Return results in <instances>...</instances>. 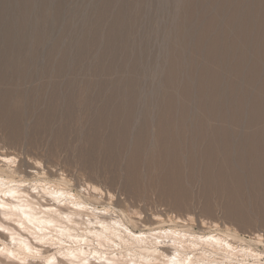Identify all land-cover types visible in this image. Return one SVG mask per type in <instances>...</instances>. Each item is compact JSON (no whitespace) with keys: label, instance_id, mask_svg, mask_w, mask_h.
<instances>
[{"label":"bare ground","instance_id":"6f19581e","mask_svg":"<svg viewBox=\"0 0 264 264\" xmlns=\"http://www.w3.org/2000/svg\"><path fill=\"white\" fill-rule=\"evenodd\" d=\"M23 1V8L18 10V7L17 10L25 18L27 4L31 0ZM192 1L190 2L193 3ZM213 1L217 11L211 17L203 18L205 23H201L204 26L199 22L202 32L201 29L198 30L200 27H196L195 31L192 26L184 24V29L180 27L183 31L177 35L186 38V35L193 34L190 35L192 39L196 35V39L191 41L202 51V55L207 53L209 65L196 72L199 76L194 77L195 79L190 71L185 70L186 75L178 83L177 78L186 62L183 50L191 43L189 39L188 42L183 37L178 38L175 41L178 50L172 56L174 58L170 59L166 76L167 93L154 107L139 110L137 104L140 100L137 98L133 79L127 80L123 88L117 82L114 91L111 87L113 83L104 82V78L98 85L87 79L95 87L85 82L82 88V82H79V86L77 78L68 80L67 76L77 68L71 69L70 64L66 63V57L69 59L71 56V53L66 56V48L65 53L63 50L58 52L64 53L61 62L53 61L50 65L38 66L35 60L37 49L32 47L28 33L22 28L18 29L20 27L12 16L14 12L10 7V0H0V127L5 129L3 133L8 129L12 141L15 139L16 142L24 131L22 117L30 111V105L34 107L40 101L47 102L48 107H45L49 109L47 114L42 113L39 127L43 123L41 121L52 119L51 117L55 119L60 107L65 110L62 112V118L65 119L64 132L75 121L79 123L85 120L86 126L91 120L90 125L88 124L91 131L88 132V128L85 137L92 147V150L87 148L89 153L107 152L110 161L102 160L107 161L113 170L122 171L120 173L126 179V185L122 183L126 190L119 192L127 196V203L130 199H136L144 201L146 205L145 208H139L132 200L127 205L121 203L117 191L106 186L108 189H105L103 184L96 181L98 179L84 180L82 176L83 186L80 190H75L69 185L72 183L71 179L64 172L57 180H51L49 174H42L33 167L27 172L23 169L24 164L13 156L15 153L11 155L6 152L10 147L4 150L0 146V264H264L262 234L255 232V238H247L248 235H244L242 229L230 226L227 221L221 223V220L204 213L200 214L199 227V219L191 212L190 207L192 191L197 186L198 192L206 197H223L226 201L225 213L230 217L245 215L247 203L243 201L244 198L241 200L242 196L257 201L258 211L264 213V0ZM197 4L200 7V3ZM31 15L32 13L30 17ZM206 22L209 23L205 27ZM23 23L25 28V21ZM118 27L115 24L113 28V37L116 39L121 31V25L119 29ZM219 27L221 31L215 35ZM230 28L236 33L233 38L228 33ZM212 29L215 32L211 33ZM35 37L40 42L45 35L38 32ZM79 41L81 44V40ZM76 43L78 46V41ZM252 47H258L255 58L248 55ZM173 52L174 50L171 53ZM100 65L105 64L98 63ZM223 70L233 72L235 77L226 79ZM71 74L75 75L76 72ZM38 79H42L43 85H37V88L32 86V93H27L28 86L33 83L35 85L36 80L38 83ZM64 83L71 87L67 92L65 87V92L62 90ZM194 85L199 97L197 100L194 97L196 93L193 94ZM77 89L80 90V95ZM179 90H182L180 94L177 92ZM82 95L88 96L80 100ZM125 96L128 97L127 100H124ZM96 99L101 101V106L91 116ZM192 101L196 102V110L190 104ZM78 107L81 108L80 111ZM196 112L200 116L195 115ZM31 114L33 116V112ZM212 121L215 122L214 125H211ZM55 123L57 125L58 121ZM75 125L76 123L73 126ZM85 129L81 130L85 132ZM4 137L1 139L4 140ZM199 142H202L203 147H199ZM85 146L81 151H84ZM105 163L103 164L107 166ZM35 165L37 167L41 162L36 160ZM117 176L119 178V174ZM195 195L193 196L196 197ZM160 206L164 209H159ZM184 209L188 211L185 212Z\"/></svg>","mask_w":264,"mask_h":264},{"label":"rangeland","instance_id":"374dc122","mask_svg":"<svg viewBox=\"0 0 264 264\" xmlns=\"http://www.w3.org/2000/svg\"><path fill=\"white\" fill-rule=\"evenodd\" d=\"M48 1L49 0H46V1L45 0H38V1L37 0H31L30 3L27 4L28 5V7H27L28 8V10H27L28 12L26 14L27 18L26 17L24 18V14L19 13V11H18L21 8H23V2L24 1L23 0H10V7L12 8V12H14V15H12V16L16 18V20H17L16 23H17L18 27H20L18 29L22 28L21 30H25L24 32L26 34L28 33L27 35L31 38L32 47H36V49H37L36 50L37 52H35V53H37L35 60L38 62L37 63L38 66L47 65V64L50 65V64L53 63V61L61 62L62 59L64 58V56H63L64 53H65L64 51H66V49H67V52H66L67 55L66 56H69L68 54L71 53L70 55L74 56V57L69 56L68 57L69 59H67V57H66V63H68V65L70 64L71 69L72 68H74V69L77 68V70L79 71V72L77 70L71 71V73L75 74V72H76V74L73 75V74L70 73L71 78H70V76L69 77L67 76L68 80L72 79V77L75 80L77 78L76 82H77V84H79V86H80V83L82 82V84H81V88H82V86H85V84L87 82L92 87H95L94 84H96V83H97L96 85H98V83L101 84L104 81V79H105L104 82L107 81L109 84L113 83V85H111V87H112V91H114L115 90L114 87L117 85V82L120 84L119 87L123 88V85L125 84V82L127 80L133 79L136 95H137L138 100H140V101H138V104H137V108L139 110L149 109V108H152V106L154 107L156 102H158L160 99L162 100L163 96L165 95V93H167L168 89L166 87H168V85H167V82H166V76H167L168 68H170L169 64H171V60H172V58H174L172 56H175V51L177 49L175 41H177L178 38H182V37L185 38L184 36H182V37L181 36L180 37L177 36L178 34H180V31L181 32L183 31V30L180 29V27H182V29H184L185 25L187 27L188 26H190V27L192 26V29H194V30L196 29V27L197 28L200 27L198 29V30H200L201 26H199V22H200V24L205 23V21L203 22V18L206 19L208 17H211L212 14H215L214 12L217 11V9H214V8H217V7L215 6V3H213L214 2L213 0H211V2H210V0H200V1L199 0H196V1L193 0L192 1L193 3L190 2L191 0H113V1L112 0H110V1L109 0L108 1L107 0H50V3ZM194 2L196 4H194ZM197 3H200L199 4L200 7L198 6ZM201 4H203L205 6L202 7ZM34 5H35V7H34ZM40 5H41V7H40ZM194 5L197 6L196 7L197 9L198 8L199 9L197 10L196 8H194L195 7ZM98 6H100V7H98ZM18 7H19V9H18ZM44 8H46V9H44ZM203 8H204V10H203ZM129 9H130V11H129ZM127 11H129V12H127ZM196 11H198V12H196ZM30 12L32 13L31 17H30V14H31ZM15 14H17V15H15ZM43 14H45V15H43ZM17 16H18V18H17ZM38 16H39V18H38ZM41 17H43L42 18L43 20L41 19ZM53 17L56 18V19H54ZM103 18H104V20H103ZM23 19H26V20H28L30 22L27 23L26 20H23ZM39 19H40V21L41 20L42 21L40 22ZM44 19L46 20V22H43V21H45ZM20 20H23V21H20ZM24 21H25V28L22 26V25H24V23H23ZM35 21H37V22H35ZM104 21H105V23H104ZM195 21H197V22H195ZM201 22H203V23H201ZM35 23L37 25H35ZM39 23H40V25H39ZM208 23L209 22H206L205 27L207 26ZM31 24H32V26H31ZM95 24L97 26H95ZM115 24L119 25V27L121 25L120 29L118 27V29L121 30V31L118 32L120 35H119V38L117 36V39L115 37H113V28H114ZM27 25H28V28H27ZM122 25H124V26H122ZM37 26H38V28H37ZM42 26H44V27L42 28ZM202 26H204V24ZM45 28H46V30H45ZM33 30L36 33L33 34V32H34ZM89 30H90V32H89ZM217 30L218 31L215 32V30L212 29V31H210V32L211 33L215 32V35H218V32L221 31V28L219 27V29H217ZM37 31L41 32L42 35H45V37H43V39H42V40H44L43 42H41L42 40L41 41L39 40L40 42H38V40L36 39L35 36L38 33ZM177 32H179V33H177ZM201 32H202V29H201ZM162 33H164V34H162ZM228 33H229V35L231 34V36H230L231 38H233V36H235V34H236L231 28H230V30L228 29ZM88 34H89V36H88ZM109 35H111L112 37H110ZM190 35H193V34H190ZM190 35H186V38H185L186 40L189 39L191 43L187 44V46H185L184 50H183L186 62L184 63L185 66L184 65L182 66L181 73H179V77L177 78L178 79L177 80L178 83L181 81L180 79L184 78V76L186 75L184 73H186V71L187 72L190 71L192 73V75H193V78L194 77H198L199 75L196 72L201 71L204 68V66L209 65V64H207V60H206L207 59L206 58L207 53L202 55L203 54L202 51L197 46H195L194 43H192L194 41V39H196L195 38L196 35L193 36L194 37L193 39H192V36L190 37ZM213 35H208V36L211 37ZM76 36H77V38H76ZM187 36L189 38H187ZM32 37L33 38L35 37V38L32 39ZM94 37H95V39H94ZM100 37H101V39H100ZM108 37H110V38L108 39ZM139 37H141V38H139ZM44 38L47 39V40H45ZM90 38H92V39H90ZM74 39H75V41H73ZM107 39H108V41H107ZM79 40H81V44H80ZM151 40H153V41H151ZM189 40H188V42H189ZM191 40H193V41H191ZM33 41L35 42L34 44H33ZM77 41H78V46L76 45ZM82 41H84L85 45L82 43ZM37 42H38V44H37ZM114 42H116V43H114ZM160 42H162V43H160ZM120 43H122V44H120ZM58 44H59V46H58ZM82 44H83V46H82ZM109 45H111V46L109 47ZM54 46H56L57 48L59 47L58 49H60V51L57 50V48H55ZM80 46H81V48H80ZM53 47H54V51H53ZM105 47H106V49H105ZM86 48L88 50H86ZM257 48L258 47H256V48L252 47V49H250L248 51L249 52L248 55L251 54V56L254 57ZM113 50H114V52H113ZM173 50H174V52L171 53ZM61 51L64 52V53H62L63 55L58 53V52L61 53ZM108 52H111V53H108ZM106 53H107V55H106ZM61 55H62V57H60ZM76 55L77 56L79 55L77 57L79 59L76 58ZM147 55H148V57H147ZM103 56H105V57H103ZM70 57L72 58L73 62H72V60H70L71 59ZM73 58H75L76 60L73 59ZM58 59L60 61H58ZM99 60L101 61V63H100ZM263 60H264V58H263ZM74 61H76V63ZM102 61H103V63H102ZM147 61H149V62H147ZM98 63L99 64H105V65L98 66ZM112 64H115L117 67L115 65H112ZM232 64L233 63H231V65ZM126 67H127V69H126ZM157 67H158V69H157ZM98 68H100V70H98ZM95 69H97L96 73H94ZM107 69H109V72H107L108 71ZM115 70H117L118 72L115 71ZM127 70H128V73H127ZM98 71L100 73H102V72L103 73L100 74ZM97 72H98V74H97ZM223 72H224V75H225L226 79H228V78L229 79H233L235 77V74L233 72H228L226 70H223ZM104 73H105V75H104ZM131 74H132V76H130ZM102 75H104V77ZM106 76H108V78L111 77L110 80H107L108 78H106ZM96 78L97 79L99 78V81ZM87 79H89L90 81L92 80V82L94 84H91L92 82H89V80H87ZM120 79H121V81H120ZM38 80H40V79H38ZM137 80H139V81H137ZM36 81H35V85L33 83L32 85L28 86L27 93H32L31 90L34 87L37 88V85H40V86L43 85V82H41L42 79L40 81H38V83ZM109 81H111V82H109ZM135 84H137L138 87ZM32 86H34V87H32ZM64 87L66 88L65 91L67 92V90H68V88L70 86L68 87V85L66 83H64V85H62V90L63 91L65 89ZM50 89H49V91H50ZM79 89H77L78 93L80 92ZM196 89L197 88L195 86L194 90H193L194 91L193 94L196 93L194 97L197 100V98H199V97L197 96L198 93H197ZM174 92L176 93V91H174ZM177 92L180 94V92H182V90L181 91L179 90ZM79 95H80V93H79ZM86 96H88V95H85V97L82 95V97L79 98V99L82 100L83 97H84V99H86ZM151 96H153V97H151ZM123 98H124V100L128 99L127 96H125ZM79 99H78V101H80ZM40 102H36V106H34L35 105V103H34V105H33L34 107H32V105H30L31 107L29 106L30 107V111L28 112L29 114L27 113L28 116L26 115L25 117L24 116L22 117V120H23V121L21 120L22 128H23L24 124L26 126L24 125V128H23L24 131L22 132V134L19 137L20 140L16 139V142H18V145L15 142V139H13V141H12V139H11L12 135H11L10 131L7 129L8 132L6 130L5 131L6 133L5 132L3 133V131L5 129L3 128L4 129L3 130L2 127H0V130L2 131V133H0V140L1 141H6V142L8 141L7 142L8 144L5 143V142H0V146H2L4 150H5L6 147L7 148L10 147V150H6V152L10 153L11 155H13V153H15L13 156H16L18 158V160H20V163L24 164L23 169L25 171H27V172H29L32 169V167H33L35 170L40 171L42 174L43 173H45L46 175L49 174L48 176H50L51 180H57V178L62 176V173L64 172L65 175L69 179H71L72 183L69 184V185L72 186L73 189H75V190H80L81 189L80 187L83 186L82 182H84V180L86 178L87 179L88 178L89 179H93L94 178L93 180L98 179L96 181L100 182L101 185L103 184L105 189H108V188L111 187L113 190L115 189L118 192V193L116 192V194H117L118 200L121 203L127 205L132 200V201H134V203L136 204L137 207L145 208L146 205H145L144 201H137L136 199L135 200L130 199V201L128 200V203H127V201H126V197L127 196L125 194L120 193V192H122V191L124 192L126 190V186H123L125 184V182H126V179L124 178V174L120 173L122 171L119 172V170L117 169L118 172L116 173L117 170H113V168L110 166V164H108L107 161H104V160L110 161V159H109L110 156L107 157L108 156L107 152H105V151L102 152L101 151L102 152L101 153L102 156H101V154H99L100 151L98 153L97 152H95V153L93 152L91 154L89 153V150L87 148H90V150H92V147L89 144V142L86 140L85 137L88 134L87 133L88 128H89L88 132L91 131L90 126H88V124L90 125L91 120H90V123H88L86 126H85V120L81 121L79 123L75 121L76 125L73 126L75 123L74 122L71 123L72 125L71 124L68 125L67 129H66L67 131L69 129L68 133H67V131L64 132L63 129H64V120L65 119L62 118V115H63L65 110L62 109L64 107H62V108L60 107L59 108L60 110L58 109V112H57L58 115L54 116L55 119L53 117H51L52 119H50V118L47 119L48 124H47L46 120H43V121H41V123L43 122L42 125L40 124V127H39V123H40V120H41L42 113H43V115L47 114V111L49 109V108L48 109L46 108V107H48L47 102H41V103ZM100 102L101 101L100 100L98 101V99L95 100L96 104H94L93 108L94 109L97 108V109L96 110H94V109L92 110L93 112H92L91 116L96 114L98 112V110L100 109V106H101ZM195 103H193V101H192V103H190L191 106H193V109L196 108ZM142 104H143V106H142ZM41 108H42V110H41ZM78 109L80 111L81 108L78 107ZM34 110L37 111V113H34L35 112ZM94 111H96V112H94ZM32 112H33V116L31 114ZM77 112H78V110H77ZM81 113H82V111H81ZM34 114H36L37 116L34 115ZM195 115L200 116V113L196 112ZM38 117H39V119H38ZM60 120H62L63 122L61 121L62 122L61 123ZM51 121H53V122L51 123ZM57 121H58V123L56 125L55 122H57ZM212 122H211V125H214L215 122L214 121H212ZM82 123H83V125H82ZM34 124H36L35 128H34ZM79 125H81V126H79ZM79 127L81 129H83V130L85 129V127H87L86 128L87 130L85 129L86 131L84 132ZM31 130H32V132H31ZM60 132H62L63 134H61ZM83 132H84V134H83ZM8 133H10V134H8ZM80 136H82V138L83 137L84 138L82 139ZM2 137H4V140L1 139ZM9 138H10V140H8ZM62 138H63L64 142H63V140H60ZM83 140L86 141V143H88V144H86ZM2 143H4V145ZM13 143H14L15 146H13ZM199 143H200L199 147L200 146L203 147L202 142H199ZM85 144L89 145V146L86 147ZM84 146H85L84 151L83 150L81 151V149H83ZM90 152H92V151H90ZM17 153H18V155H16ZM83 153H84V155H83ZM98 154H99V156H98ZM92 155H94L95 159H94V157ZM85 157L90 159V161L87 158H85ZM91 157L93 158L92 160L94 162L91 160ZM82 158H83V160H82ZM102 158L104 160H102ZM98 159H100V160H98ZM36 160L40 161L41 165L36 167V165H37V164L35 165ZM97 160L100 161L99 165L97 164L98 163ZM103 163H105L109 167L107 168V166H105ZM94 164H96L97 167L98 166L99 167L98 168L95 167L96 165L94 166ZM100 164H102L103 166L100 165ZM89 166H90V168H89ZM109 168H110V170H109ZM98 169H99V173H98ZM103 169L106 172L103 171ZM112 170H113V172H112ZM107 171L108 172L110 171V173L112 172L113 174L111 173V175H108L110 173H108ZM114 171H115V173H114ZM72 173H73V176H72ZM82 174H84V175H82ZM118 174H119V178H117ZM107 175L110 178L106 177ZM82 176H84V180H82L83 179ZM111 176H112V178H111ZM120 176H122V177H120ZM120 178H122V179H120ZM119 180H121V181L119 182ZM122 183H123V185H122ZM105 186L108 187V188H106ZM193 189H194L193 190L194 192L192 191L193 194H192V197H191V201L192 202L190 201V204H191L190 207H191V212L193 214H195L198 217V219H199L197 221V226H199V227L201 226L200 218H201V215L204 213L206 215L207 214L211 215L212 217L216 218L219 221L221 220L220 221L221 223H223V222L225 223V221H227L226 223L229 224V225L231 224L230 226L235 227L238 230L242 229L241 232L245 233L244 235H246V236L248 235L247 238H249V237L255 238L256 237L255 236L256 233L257 234L258 233L262 234L263 238H264V213L258 211V208L256 206L257 201L251 200L247 196H242L241 200H243V198H244L243 201H246L247 209L249 211L246 209V213L244 215L245 217L244 216L240 217V216H236V215H234L233 217L232 216L230 217L227 213H225L226 212V201H225V199L223 197H220L218 195H213V196H210V197H206L205 195H203V194L198 192V187L197 186L194 187ZM193 195H195L196 197H194ZM199 195H202V196H199ZM195 198H197V199H195ZM220 198H221V200H220ZM202 199H203V201H202ZM135 201H137V202H135ZM137 203H139V204H137ZM192 204L193 205L195 204V205L193 206ZM160 208L164 209L161 206L159 207V209ZM184 211L187 212L188 209H184ZM247 231H248V233H247Z\"/></svg>","mask_w":264,"mask_h":264}]
</instances>
